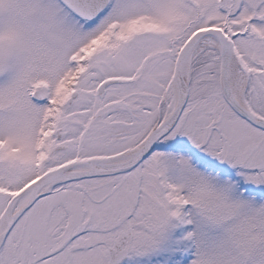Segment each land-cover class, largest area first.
I'll return each mask as SVG.
<instances>
[{
  "label": "snow or ice",
  "instance_id": "6c2138e0",
  "mask_svg": "<svg viewBox=\"0 0 264 264\" xmlns=\"http://www.w3.org/2000/svg\"><path fill=\"white\" fill-rule=\"evenodd\" d=\"M0 264H264V0H0Z\"/></svg>",
  "mask_w": 264,
  "mask_h": 264
}]
</instances>
